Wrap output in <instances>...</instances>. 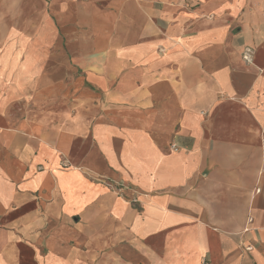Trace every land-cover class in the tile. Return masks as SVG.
Returning <instances> with one entry per match:
<instances>
[{"label": "crops", "instance_id": "0c3cea01", "mask_svg": "<svg viewBox=\"0 0 264 264\" xmlns=\"http://www.w3.org/2000/svg\"><path fill=\"white\" fill-rule=\"evenodd\" d=\"M51 1L98 66L63 126L32 115L34 144L0 124V264H264V0Z\"/></svg>", "mask_w": 264, "mask_h": 264}, {"label": "rangeland", "instance_id": "374dc122", "mask_svg": "<svg viewBox=\"0 0 264 264\" xmlns=\"http://www.w3.org/2000/svg\"><path fill=\"white\" fill-rule=\"evenodd\" d=\"M51 2V0H25L21 10L26 5L27 8L23 11L22 16L26 15L30 21L19 25L15 20L4 19L7 12L1 9L3 0H0V124H3L4 118L11 130L22 127L23 133L28 134L27 136L23 137L16 132L13 134L15 137L24 139L27 146L40 140L32 135L35 133V128L31 126L29 120L33 117L32 115L41 114L42 120H44L53 112L59 117L58 120H55L57 126L59 128L63 126L67 109L70 111L69 114L77 115L76 103L78 99L85 97L83 80L85 69H96L98 66L97 59L93 57H90V61H87L85 65V58L81 59L73 49L75 39L90 32H85V24L81 19L82 11L79 10L78 5L74 7L73 20L61 19L63 22L59 21V18L58 20L51 18V15L56 17L55 11L50 8ZM15 3H18V0H10V4ZM3 4L7 5L8 2ZM40 12V19L37 22ZM4 13L5 16H3ZM33 21L36 23L32 24ZM86 27L90 30V27ZM72 37L73 39H71ZM57 38H64V40L57 41ZM108 58L103 59L104 64ZM65 69L68 72H65ZM26 120L30 123H26ZM24 123L26 124L24 125ZM47 139L48 137L44 138V140ZM44 143L49 144L48 141ZM11 145H16V142H12ZM87 147L84 136L75 140L74 150L79 156L85 155ZM58 154L60 168H75L74 162L72 163L68 159L64 149L58 148ZM43 165L41 164V168L38 170H44ZM80 165L82 166V163H79ZM107 185L119 195L132 198L128 196V189L122 181L109 179ZM51 192H46L45 196L37 198V208L42 210L47 221L53 220L46 209V203H49L51 199L48 198V196L51 197ZM34 204L33 202L27 204L25 209H35L36 205ZM67 221L71 226L76 225L77 222L72 217ZM63 222L59 221L58 223Z\"/></svg>", "mask_w": 264, "mask_h": 264}, {"label": "built area", "instance_id": "2783aa9c", "mask_svg": "<svg viewBox=\"0 0 264 264\" xmlns=\"http://www.w3.org/2000/svg\"><path fill=\"white\" fill-rule=\"evenodd\" d=\"M252 54H253L252 49H249V48H248V49L245 51V53L243 54V58H244L246 61L251 62V61L253 60ZM172 149H173V150H178V146H177L176 144H173V145H172ZM121 190H123V189L121 188Z\"/></svg>", "mask_w": 264, "mask_h": 264}]
</instances>
